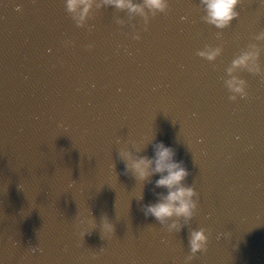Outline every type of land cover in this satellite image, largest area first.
Returning <instances> with one entry per match:
<instances>
[{"label":"clouds","instance_id":"obj_1","mask_svg":"<svg viewBox=\"0 0 264 264\" xmlns=\"http://www.w3.org/2000/svg\"><path fill=\"white\" fill-rule=\"evenodd\" d=\"M204 6L205 16L202 19L215 26L217 29L227 28L231 22L239 15L236 8L240 0H200ZM93 5L97 9L102 7H112L115 10L126 11L129 15L144 14V10L164 11V0H141L140 3L134 0H66V11L68 13H79L77 25L84 21ZM256 40H264V32L255 37ZM249 51H243L240 55L234 57L230 66L226 69L227 75L230 77L225 81L226 86L233 92L243 94V86L245 81L234 76L236 69L246 70L250 73L258 72L259 66L256 63L259 58V52L256 51V45H250ZM222 49L217 47L197 54L205 57L209 61H214L221 54ZM250 62H252L250 66ZM234 99V97H230ZM139 151V149H137ZM154 156L133 155L131 152L121 150L120 159L125 162V174L131 172L132 176L140 182L149 181L154 175H159V179L155 181L156 188H163L166 194L157 193V202L154 204L144 205L143 213L145 217L152 216L161 224H164L172 217H183L185 221L192 218L193 210L196 208V202L192 199L196 193L191 187L183 185L184 179L188 172L181 163L173 160L174 152L171 148L165 147L161 143L153 146ZM103 233H112L114 227L107 220L106 216L102 217ZM179 230L177 223L169 226V230ZM210 233L206 235V229L193 230L190 232L189 244L193 255L207 251L208 239ZM192 257H188L191 259Z\"/></svg>","mask_w":264,"mask_h":264},{"label":"water","instance_id":"obj_2","mask_svg":"<svg viewBox=\"0 0 264 264\" xmlns=\"http://www.w3.org/2000/svg\"><path fill=\"white\" fill-rule=\"evenodd\" d=\"M0 264H30L19 192L0 15Z\"/></svg>","mask_w":264,"mask_h":264}]
</instances>
